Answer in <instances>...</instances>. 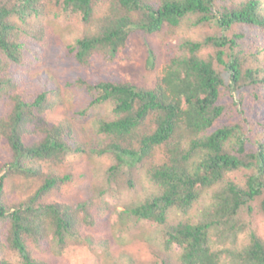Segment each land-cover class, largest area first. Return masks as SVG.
<instances>
[{
  "label": "trees",
  "instance_id": "16d2710c",
  "mask_svg": "<svg viewBox=\"0 0 264 264\" xmlns=\"http://www.w3.org/2000/svg\"><path fill=\"white\" fill-rule=\"evenodd\" d=\"M135 31L168 36L154 85L94 78L104 63L132 59ZM50 44L84 72L74 80L80 90L37 70ZM154 58L148 49L147 67ZM246 90L264 97V0H0V264H49L35 250L105 248L83 232L103 216L93 200L119 184L132 189L138 167L146 185L121 210L105 207L117 236L143 238L152 257L104 264H264L255 221L264 219V113L243 114ZM78 91L90 96L84 109L102 110L94 145L70 120L45 118ZM233 109L239 116L227 120ZM83 154H96L100 170L111 159L102 186L73 203L44 201L70 180L61 168ZM9 175L40 182L8 205Z\"/></svg>",
  "mask_w": 264,
  "mask_h": 264
},
{
  "label": "rangeland",
  "instance_id": "374dc122",
  "mask_svg": "<svg viewBox=\"0 0 264 264\" xmlns=\"http://www.w3.org/2000/svg\"><path fill=\"white\" fill-rule=\"evenodd\" d=\"M167 39L168 36L162 32L144 33L135 31L130 35L128 41V49L132 55L130 61L120 65L104 63L100 67V71L93 70L90 73L95 74L94 78L98 77L99 74L103 78L107 76L122 78L138 86L152 87L160 74L163 63V44ZM148 49L153 51L155 57L153 65L150 68L147 67L146 62ZM251 51L254 52V49L251 48ZM37 70L42 73L49 72L54 76L63 78V80L65 78L71 79L73 91L80 90L74 80L79 76L85 77L84 72L78 70V65L71 63L69 59H65L56 53L55 49L52 48V44L49 45L48 52L43 57L42 62L38 64ZM246 92L247 96H245L242 102V107L239 106L240 109H243V114L254 116V109L259 113H264V97L254 96L249 90H246ZM223 97L227 101H230L227 92L223 93ZM89 98V95H80L78 91L77 95H73L70 99L63 103H58L48 110L45 113L47 122L52 124L59 120L68 119L78 138L83 142H91L94 145L96 143L95 136L97 135L94 119L97 115H100L102 110L92 108L84 109ZM232 112L230 118H227V120L239 116L237 111L234 110ZM4 154V151L0 149V160L3 159ZM93 157H96V154H93L92 157L83 154L66 164V168H61L62 171L67 169L71 172L70 180L62 185L60 189L54 190L51 194L47 195L44 201L73 203L91 196L94 190L102 186L104 171L111 161L108 157H103L100 170L97 168V164L94 163ZM240 176L241 173L235 174L237 179H240ZM135 177L137 180H135L136 183L132 189L127 190L126 186L119 184L113 187L114 196H105L101 201L93 200L95 204L102 206L103 214L101 215L103 216H99V221L94 226L85 227L83 232L93 236L95 239L104 240L106 243L105 248L93 252L85 245H73L66 248L60 254L35 250V255L46 260L49 264H104L124 255H130L139 260L150 259L152 257L151 249L143 238L139 236L135 238L129 234L122 235V238L117 236V230L113 224L115 214L111 212V209L105 207L106 202H108L110 207L115 206L117 210H121L123 202L131 199V196H133V191L136 189L140 190L142 186L146 185L144 167H138V172ZM39 182L40 180L37 178L27 179L18 175H9L4 183L5 202L11 205L22 201L35 189ZM255 221L259 234L264 237V219L262 215L256 214ZM132 230L135 234L139 233L137 227H134ZM143 231L144 234L149 233L145 229Z\"/></svg>",
  "mask_w": 264,
  "mask_h": 264
}]
</instances>
